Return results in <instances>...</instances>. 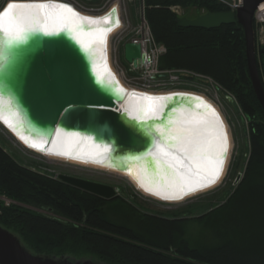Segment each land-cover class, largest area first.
Wrapping results in <instances>:
<instances>
[{
    "label": "trees",
    "instance_id": "16d2710c",
    "mask_svg": "<svg viewBox=\"0 0 264 264\" xmlns=\"http://www.w3.org/2000/svg\"><path fill=\"white\" fill-rule=\"evenodd\" d=\"M153 35L167 51L159 66L186 67L217 81L248 119L249 156L225 201L199 216L146 212L116 194L103 198L18 164L0 147V225L32 253L103 264H264V113L248 73L245 36L238 24L179 27L170 9L227 8L213 0H145ZM254 29V24H253ZM255 45L264 88V44ZM192 204V203H190ZM189 209L187 212H191ZM207 230L189 236L188 224Z\"/></svg>",
    "mask_w": 264,
    "mask_h": 264
},
{
    "label": "water",
    "instance_id": "95a60500",
    "mask_svg": "<svg viewBox=\"0 0 264 264\" xmlns=\"http://www.w3.org/2000/svg\"><path fill=\"white\" fill-rule=\"evenodd\" d=\"M263 1L242 0L236 11H205L194 18L181 16L175 21L179 27L209 29L234 23L243 28L248 73L264 113V88L256 64L253 31V12ZM9 4L17 5L10 23L3 19ZM55 6L49 7L38 0L10 1L0 6L1 99L18 110L28 127L42 138L46 137L48 143L88 141L99 152L110 151L111 156L119 159H133L153 181L162 178L164 182V175L171 177L174 170L191 172L190 168L203 163L200 148L206 145L200 143L204 141L200 137L208 139L209 125L207 116L201 122L197 119L204 110L192 105L194 116L191 117L182 110L179 99L170 102L168 105L172 107H166L163 116H166L165 111L171 113L166 117L185 122L190 128L187 132L191 133L188 136L181 130L173 136L168 120L162 126L157 123L158 106L163 103L161 96L128 92L114 79L105 77L100 71L96 45L95 49L89 43V30L60 20L61 14L53 21L50 11L63 8L64 4ZM20 28L25 29L20 38H8L15 37ZM123 54L126 61L140 64L138 44L125 43ZM194 127H199L200 137L194 133ZM161 150L166 155L160 156ZM58 178L103 198H112L119 191V187L108 183L72 174L59 173ZM0 264L95 263L89 258L66 262L34 254L19 237L0 225Z\"/></svg>",
    "mask_w": 264,
    "mask_h": 264
},
{
    "label": "bare ground",
    "instance_id": "6f19581e",
    "mask_svg": "<svg viewBox=\"0 0 264 264\" xmlns=\"http://www.w3.org/2000/svg\"><path fill=\"white\" fill-rule=\"evenodd\" d=\"M13 1V0H10ZM19 1V0H17ZM27 1V0H20ZM40 1V0H38ZM47 3L49 7H54L55 5H61L58 2L51 1H43ZM53 5V6H51ZM55 6V7H56ZM57 13V14H55ZM50 13H53L52 20H56V15H62L60 20H68L71 24H75V26H84L89 30L88 37L89 43L92 45V48H95L96 45V55L99 59V67L100 71L107 77L108 79H114L115 82L124 87L128 92H145L150 95H159L162 98V102L158 106L156 117H159L158 125L162 126L165 120L170 122L169 131L172 132L173 136L176 133H179L181 130L186 135L191 134L187 132L190 128L187 127V124L181 120H174L171 116L168 119L167 111H165L166 116L164 115L165 108L172 107L171 104L175 98L179 99L178 104L186 112V115L194 116L192 111V105L195 107L201 108V111L204 110L203 114L198 117V121L201 122L205 120L208 123L207 130L209 132L208 139H203L200 131L197 132L199 127H194V133L201 138L203 142H200L203 145H206L205 148H200V151L203 153L201 157H203L204 162L197 165L192 169L191 172H185L183 170H174L172 171L171 177H167L164 175V182L160 179L157 181H153L150 177L149 173L145 172V169H141L136 166L137 164L133 161V159L121 158L119 159L117 156H111L110 151L99 152L98 148H96L93 144L88 141H62L57 140L55 142L51 141L47 142V138H42L38 132L30 129L27 125V122L22 118L21 113L16 110L12 105H10L7 101L2 100L0 97V120L6 126L8 130L14 133L19 139L26 143L28 146L39 150L40 152H45L49 154V156L68 161L73 164H78L82 166H89L92 168L106 170L117 175H120L126 178L130 183H132L135 188L141 193L159 200L161 202L175 203L186 198L196 195L198 193L207 191L217 186L221 180L223 179L225 172L227 170V160L228 154L232 150V135L229 124L223 115V113L219 112L222 119H220L217 114L216 117L218 120L215 122H220L214 127V124L210 119L213 117V109L218 108V104L210 98L196 92H185V91H150V90H142L129 85H125L115 74L113 69L110 67L109 62L107 61L104 44L106 36L105 29V17H87L84 15H78L77 12L73 11V9L69 6H63V8L52 9ZM1 21V19H0ZM18 23V21H17ZM19 25V23H18ZM2 27V26H1ZM6 26H3L5 29ZM8 27V25H7ZM14 27V26H12ZM105 29V30H104ZM107 38V36H106ZM252 85V83H251ZM253 88V87H252ZM220 109V108H219ZM161 110V111H160ZM206 113V115H205ZM216 118V119H217ZM221 122H224V126ZM212 123V125L210 124ZM183 124V125H182ZM205 121L201 123V129L204 127ZM11 125V126H10ZM186 126V127H185ZM222 126V127H221ZM221 129V130H220ZM205 130V129H204ZM167 131V132H169ZM228 131V132H227ZM189 136V135H188ZM230 138V141L228 140ZM71 142V143H70ZM232 145V146H231ZM49 147V148H48ZM231 148V150H230ZM48 149V150H46ZM160 156L164 154V150L159 151ZM206 152V153H205ZM205 154V155H204ZM229 154V156H230ZM113 155V154H112ZM166 155V154H164ZM187 155V154H184ZM204 155V156H203ZM196 155H194L195 157ZM156 158V157H155ZM183 159V157H182ZM158 160V159H157ZM160 166V165H158ZM157 167V165H156ZM151 169V168H150ZM149 169V170H150ZM152 171V169H151ZM153 172V171H152ZM183 172V173H181ZM224 172V173H223ZM160 171H158V174Z\"/></svg>",
    "mask_w": 264,
    "mask_h": 264
},
{
    "label": "built area",
    "instance_id": "2783aa9c",
    "mask_svg": "<svg viewBox=\"0 0 264 264\" xmlns=\"http://www.w3.org/2000/svg\"><path fill=\"white\" fill-rule=\"evenodd\" d=\"M17 1V0H13ZM69 5L79 15L105 17V54L110 67L125 84L150 91H185L200 93L213 101L221 99V85L212 77L186 67L166 68L159 66L160 57L167 51L164 43L155 39L146 17L145 0H40ZM230 11H236L242 0H213ZM10 0H0V6ZM170 9L178 16L185 8L172 5ZM254 38L256 45L264 44V1L253 12ZM131 42L140 46V64L132 61L123 63L121 46ZM0 147L20 165L37 171L42 175L58 178L59 172L48 163L56 158L40 152L22 142L19 137L6 128L0 120ZM26 158L24 161L16 156ZM29 159V160H27ZM31 160V161H30ZM61 160V159H60ZM36 165V166H34ZM52 167V168H51ZM119 192V191H118ZM0 200L6 205L14 203L5 196Z\"/></svg>",
    "mask_w": 264,
    "mask_h": 264
},
{
    "label": "rangeland",
    "instance_id": "374dc122",
    "mask_svg": "<svg viewBox=\"0 0 264 264\" xmlns=\"http://www.w3.org/2000/svg\"><path fill=\"white\" fill-rule=\"evenodd\" d=\"M203 12H204L203 8L190 7L185 10L182 16L188 18H194ZM120 55L123 63H127V61L124 58L122 46H121ZM219 94L221 99L215 100V102L218 104L219 107L214 108L212 110L213 117L212 119H210V121L213 122L214 127L217 124H219L220 122L219 123L215 122L216 120H218L216 114L220 119H222L221 115L219 114V112H221L223 113L229 124L232 140H233L232 141L233 147L232 150L230 148L231 150V154L229 151L230 156L228 154L229 159L227 160L228 161L226 167L227 170L225 172L223 179L217 186L207 191L190 196L185 200L175 203L174 202L168 203L153 199L138 191L137 188H135V186L132 183H130L126 178L106 170L73 164L68 161L59 160V159L52 160L51 162L48 163L53 167V169L59 172L72 174V175L100 181L103 183H108L110 185H113L114 187H119V192L117 194L121 195L123 199H125V201L128 202L133 201L137 203L140 206V208H142L146 212L151 213L153 211L165 215H171L170 212H172L173 210H177V211L185 210L184 212L186 214L182 216L197 217L211 209L210 207L211 205L207 204V202L209 203L213 202V205L215 204L213 207H215L217 205L222 204L225 201L226 197L234 190L238 182L241 180L243 175V170L249 156L250 143H249L248 119L242 113L238 103L236 102V100H234V97L233 98L228 97L224 91H219ZM221 123L224 126L225 123L224 122ZM210 124L212 125V123ZM228 140L230 141V138ZM15 158L21 159L22 161L26 159L18 155ZM238 175L239 177H237ZM0 196L2 197L3 195ZM189 209H191L192 211L187 212ZM188 228L189 230L187 234L189 236H192V238L193 237L198 238L200 237V235H205V233L207 232V230L202 227V224L198 222L189 223ZM74 260L75 258L73 259L65 258L66 262H73ZM91 262L95 264H103L100 262H95L92 259Z\"/></svg>",
    "mask_w": 264,
    "mask_h": 264
},
{
    "label": "snow or ice",
    "instance_id": "6c2138e0",
    "mask_svg": "<svg viewBox=\"0 0 264 264\" xmlns=\"http://www.w3.org/2000/svg\"><path fill=\"white\" fill-rule=\"evenodd\" d=\"M17 7V5L15 4H9L8 5V9L6 11L3 12V19L7 20L9 23L11 22V17H12V13L13 10ZM23 31H25V29L20 28L17 35L15 37L13 36H9V39H14V38H20V35L23 33Z\"/></svg>",
    "mask_w": 264,
    "mask_h": 264
}]
</instances>
